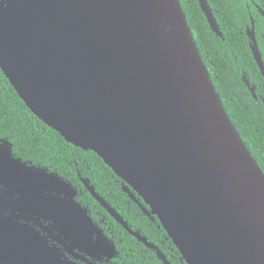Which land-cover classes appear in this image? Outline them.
<instances>
[{
	"label": "water",
	"instance_id": "95a60500",
	"mask_svg": "<svg viewBox=\"0 0 264 264\" xmlns=\"http://www.w3.org/2000/svg\"><path fill=\"white\" fill-rule=\"evenodd\" d=\"M199 3L224 38L208 0ZM247 34L264 76L254 30ZM0 67L35 115L112 168L187 264H264V171L223 104L181 0H0ZM243 81L259 99L246 73ZM0 156V264L120 255L70 180L16 156L8 138L0 137Z\"/></svg>",
	"mask_w": 264,
	"mask_h": 264
},
{
	"label": "trees",
	"instance_id": "16d2710c",
	"mask_svg": "<svg viewBox=\"0 0 264 264\" xmlns=\"http://www.w3.org/2000/svg\"><path fill=\"white\" fill-rule=\"evenodd\" d=\"M247 0H208L224 34L217 35L209 25L199 0H181L195 40L210 71L223 104L242 138L264 171V76L254 58L245 30L249 22ZM259 24L263 17L252 6ZM247 74L257 86L256 99L243 81ZM0 137L13 143L16 156L44 166L70 180L80 189L78 200L88 206L96 219L106 214L108 234L120 250L114 264H164L156 252L130 234L83 185L80 174L90 179L97 192L123 217L157 245L172 264H187L166 230L151 222L138 204L121 187L122 179L94 151L68 142L28 108L0 67ZM157 221L159 222L158 218Z\"/></svg>",
	"mask_w": 264,
	"mask_h": 264
},
{
	"label": "flooded vegetation",
	"instance_id": "af4514ba",
	"mask_svg": "<svg viewBox=\"0 0 264 264\" xmlns=\"http://www.w3.org/2000/svg\"><path fill=\"white\" fill-rule=\"evenodd\" d=\"M246 5H247V13H248V18H249V22L245 23V30L247 33V29H250L251 31L254 30V33L256 35V38L258 40L259 43V47L262 51L263 54V58H264V22L261 24H259L258 20L256 19V17L252 14V6L254 7V11H257L259 13V15H261L263 17L264 20V0H247L246 1ZM248 35V34H247ZM1 98V97H0ZM3 138V137H1ZM83 183V182H82ZM84 185V184H83ZM86 187V186H85ZM121 187L123 189V180L121 182ZM78 188V187H77ZM87 188V187H86ZM79 189V188H78ZM124 191V190H123ZM79 192L80 189H79ZM127 194V193H126ZM128 196V195H127ZM129 197V196H128ZM130 198V197H129ZM131 199V198H130ZM132 200V199H131ZM142 200V199H141ZM134 201V200H132ZM135 202V201H134ZM136 203V202H135ZM137 204V203H136ZM102 206V205H101ZM139 206V204H138ZM103 207V206H102ZM89 208V207H88ZM104 208V207H103ZM139 208L141 209L142 213L144 215H146L149 219H151V222L148 223V225H158V227H163L159 218L157 216H153L150 217L148 214L144 213V211L142 210V208L139 206ZM90 209V208H89ZM105 209V208H104ZM106 210V209H105ZM91 211V210H90ZM107 211V210H106ZM108 212V211H107ZM109 216L114 218L109 212H108ZM91 215L94 218L95 222H98L99 225L105 230V232L107 233L109 230L108 225L110 224V221L107 222L105 221V219L108 218V216L106 214H103V216H101L100 212H98V216L99 218L96 219V212L95 214H93V212L91 211ZM157 218L159 220V222L157 221ZM115 219V218H114ZM121 225V224H120ZM130 225V224H129ZM129 232V231H128ZM130 233V232H129ZM108 234V233H107ZM109 235V234H108ZM144 235V234H143ZM110 236V235H109ZM147 237V236H146ZM148 238V237H147ZM148 248V247H147ZM150 249V248H149ZM119 250V249H118ZM120 251V250H119ZM154 251V250H153ZM157 255V254H156ZM120 256V255H119ZM118 256V257H119ZM70 258L74 259L72 256H69ZM116 259V258H114ZM114 259H112V261H106L105 259L102 262H98V264H114L112 263L114 261ZM77 262L81 263V264H96V259L94 260V263H91L89 261H81V260H77Z\"/></svg>",
	"mask_w": 264,
	"mask_h": 264
},
{
	"label": "snow or ice",
	"instance_id": "6c2138e0",
	"mask_svg": "<svg viewBox=\"0 0 264 264\" xmlns=\"http://www.w3.org/2000/svg\"><path fill=\"white\" fill-rule=\"evenodd\" d=\"M3 160H2V156H0V164H2Z\"/></svg>",
	"mask_w": 264,
	"mask_h": 264
}]
</instances>
